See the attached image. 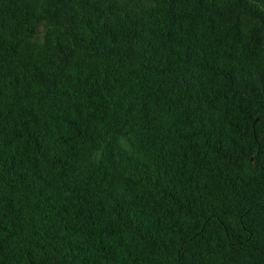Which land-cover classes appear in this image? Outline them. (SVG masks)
<instances>
[{"label":"trees","instance_id":"trees-1","mask_svg":"<svg viewBox=\"0 0 264 264\" xmlns=\"http://www.w3.org/2000/svg\"><path fill=\"white\" fill-rule=\"evenodd\" d=\"M0 264H264V0H0Z\"/></svg>","mask_w":264,"mask_h":264}]
</instances>
